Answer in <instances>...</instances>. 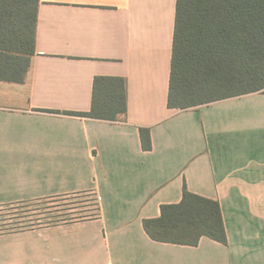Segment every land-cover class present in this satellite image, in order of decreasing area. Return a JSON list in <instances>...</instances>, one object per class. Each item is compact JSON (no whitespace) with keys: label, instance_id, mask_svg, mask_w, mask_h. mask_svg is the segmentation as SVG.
I'll use <instances>...</instances> for the list:
<instances>
[{"label":"crops","instance_id":"1","mask_svg":"<svg viewBox=\"0 0 264 264\" xmlns=\"http://www.w3.org/2000/svg\"><path fill=\"white\" fill-rule=\"evenodd\" d=\"M176 12L177 0H40L31 68L0 81V206L92 193L100 214L0 234V264H264V93L170 109ZM96 77L125 80L124 121L66 114L92 110ZM185 188L220 204L227 244L147 234Z\"/></svg>","mask_w":264,"mask_h":264},{"label":"trees","instance_id":"2","mask_svg":"<svg viewBox=\"0 0 264 264\" xmlns=\"http://www.w3.org/2000/svg\"><path fill=\"white\" fill-rule=\"evenodd\" d=\"M40 0H0V81L21 83L36 53ZM251 93H264V0H177L168 106L188 110ZM125 80L96 77L93 106L84 118L121 122L127 117ZM145 151L150 130L140 129ZM90 194V193H83ZM81 194L0 206L15 212L1 219L0 234L92 220L91 209L76 208ZM79 207V206H78ZM13 222V223H9ZM154 241L197 246L203 237L227 244L217 201L184 189L179 204L164 205L161 216L145 220Z\"/></svg>","mask_w":264,"mask_h":264},{"label":"rangeland","instance_id":"3","mask_svg":"<svg viewBox=\"0 0 264 264\" xmlns=\"http://www.w3.org/2000/svg\"><path fill=\"white\" fill-rule=\"evenodd\" d=\"M72 199H76L74 202H77V203H80V205L76 206V208H80V210H83V211H86L84 208H87V209H91L93 210L95 213L94 214H98L97 210H98V199L96 197L95 194H81L79 196H76V197H71V200ZM18 213L17 211H14V212H6V210H3V211H0V231L2 230V223L1 221L4 220V219H1L5 216H9V214H15ZM9 223H13V222H9Z\"/></svg>","mask_w":264,"mask_h":264}]
</instances>
